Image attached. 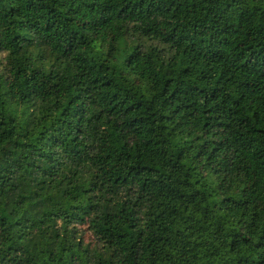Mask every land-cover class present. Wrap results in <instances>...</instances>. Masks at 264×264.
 I'll return each instance as SVG.
<instances>
[{
  "label": "trees",
  "instance_id": "obj_1",
  "mask_svg": "<svg viewBox=\"0 0 264 264\" xmlns=\"http://www.w3.org/2000/svg\"><path fill=\"white\" fill-rule=\"evenodd\" d=\"M0 264H264V0H0Z\"/></svg>",
  "mask_w": 264,
  "mask_h": 264
}]
</instances>
